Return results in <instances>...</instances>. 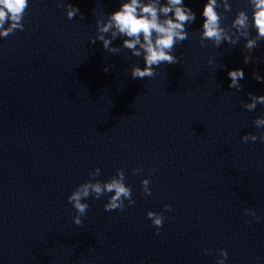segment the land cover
Wrapping results in <instances>:
<instances>
[{
  "label": "water",
  "instance_id": "obj_1",
  "mask_svg": "<svg viewBox=\"0 0 264 264\" xmlns=\"http://www.w3.org/2000/svg\"><path fill=\"white\" fill-rule=\"evenodd\" d=\"M63 3L84 18L68 19L57 0H29L24 30L0 37V264H217L221 248L225 264H264V143L242 141L264 131L254 124L264 105L243 107L249 92L264 95L253 78L264 76V40L247 64L243 37L202 47L207 0H184L196 19L174 49L179 62L133 79V65L145 63L123 48L126 37L112 40L119 53L90 43L96 19L121 0ZM217 3L221 26L238 35L232 21L242 10L251 17L250 3ZM236 68L240 91L229 87ZM97 167L101 181L125 169L135 204L105 211L111 194L90 196L76 225L68 196ZM165 204L172 210L157 235L147 212Z\"/></svg>",
  "mask_w": 264,
  "mask_h": 264
},
{
  "label": "clouds",
  "instance_id": "obj_2",
  "mask_svg": "<svg viewBox=\"0 0 264 264\" xmlns=\"http://www.w3.org/2000/svg\"><path fill=\"white\" fill-rule=\"evenodd\" d=\"M252 7L251 17L247 11H240L232 21V27L237 30L238 35L229 34L224 27L221 26V16L217 9L220 7L217 0H207L204 6L202 16L204 22L202 25L200 43L202 47L208 45L205 41H211L214 47H219L227 41L231 45H235L241 39H246L244 49L249 55L244 56L245 64L251 62V53L258 47V42L264 40V0H248ZM58 6L66 7V16L73 19L83 14L80 9L72 3L65 6L63 0H57ZM29 7V0H0V37L7 38L15 31H23L25 25L23 23L24 16ZM224 7L230 10V6L225 4ZM171 14V15H170ZM163 17V18H162ZM196 19L195 12L184 3V0H121V6L106 16L102 13L96 19L97 35L90 39V43H96L97 40L102 41L103 47L110 53H119L118 47L112 46V40L117 37H126L123 40V48L131 50L136 57H143L145 66L141 68L139 65H133L131 76L133 79L151 78L157 75V68L161 64H177L179 58L174 55V49L188 39L189 32L186 25L193 23ZM251 29H255V36H251ZM111 33L108 38L106 34ZM139 46V47H137ZM210 65L215 64V57L208 58ZM104 71H109L105 66ZM228 77L231 83L230 88L237 91L243 89L240 83L245 78L242 68H236L228 71ZM253 78L259 82H264V76L258 72L253 73ZM251 100L250 103L244 102L243 107L249 111L256 109L257 105H264V95H255L251 92L247 94ZM257 128L264 127V115L254 120ZM259 139L264 143V131L258 135L248 133L242 137L243 142L256 141ZM133 174L142 171L141 168H134ZM101 174V169L97 167L89 173V179L79 184L68 196V202L75 209L76 214L72 217L76 225H82L83 219L89 209L87 198L94 196L96 199L106 194L108 202L104 205L105 211L125 210L135 204L133 199L132 186L126 184V170L118 168L116 174L105 181L96 179ZM150 179L145 177L142 181V189L144 196H151ZM127 200V205L125 204ZM172 210L171 204H165L160 212L149 210L147 218L151 221L158 235L163 227L165 220V212ZM245 215H250L254 220L260 218L256 215L254 209L246 208ZM251 223V221H249ZM206 254H211L212 249H204ZM217 264H225L228 259L227 249H218Z\"/></svg>",
  "mask_w": 264,
  "mask_h": 264
}]
</instances>
